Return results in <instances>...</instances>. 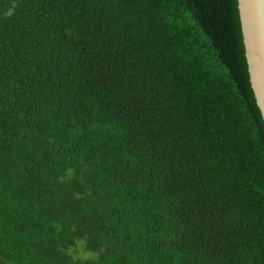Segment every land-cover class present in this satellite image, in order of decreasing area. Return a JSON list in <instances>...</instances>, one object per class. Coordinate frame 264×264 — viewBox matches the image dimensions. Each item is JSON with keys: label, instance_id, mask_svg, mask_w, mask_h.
<instances>
[{"label": "trees", "instance_id": "16d2710c", "mask_svg": "<svg viewBox=\"0 0 264 264\" xmlns=\"http://www.w3.org/2000/svg\"><path fill=\"white\" fill-rule=\"evenodd\" d=\"M0 264H264L238 0H0Z\"/></svg>", "mask_w": 264, "mask_h": 264}, {"label": "water", "instance_id": "95a60500", "mask_svg": "<svg viewBox=\"0 0 264 264\" xmlns=\"http://www.w3.org/2000/svg\"><path fill=\"white\" fill-rule=\"evenodd\" d=\"M246 57L264 118V0H238Z\"/></svg>", "mask_w": 264, "mask_h": 264}, {"label": "clouds", "instance_id": "9594fccd", "mask_svg": "<svg viewBox=\"0 0 264 264\" xmlns=\"http://www.w3.org/2000/svg\"><path fill=\"white\" fill-rule=\"evenodd\" d=\"M14 8H15V4H13V6L10 9H8L5 15L10 17L14 12Z\"/></svg>", "mask_w": 264, "mask_h": 264}]
</instances>
